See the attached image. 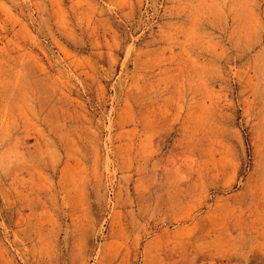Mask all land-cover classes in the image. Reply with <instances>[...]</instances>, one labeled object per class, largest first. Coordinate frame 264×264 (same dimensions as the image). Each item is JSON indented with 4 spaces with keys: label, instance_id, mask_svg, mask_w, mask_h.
<instances>
[{
    "label": "rangeland",
    "instance_id": "374dc122",
    "mask_svg": "<svg viewBox=\"0 0 264 264\" xmlns=\"http://www.w3.org/2000/svg\"><path fill=\"white\" fill-rule=\"evenodd\" d=\"M0 264H264V0H0Z\"/></svg>",
    "mask_w": 264,
    "mask_h": 264
}]
</instances>
